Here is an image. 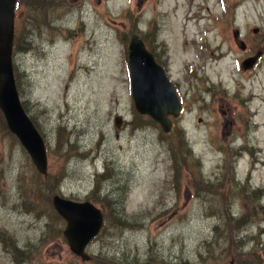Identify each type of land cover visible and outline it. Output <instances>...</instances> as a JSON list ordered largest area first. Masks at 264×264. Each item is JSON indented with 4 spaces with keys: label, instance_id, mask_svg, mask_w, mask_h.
<instances>
[{
    "label": "rangeland",
    "instance_id": "obj_1",
    "mask_svg": "<svg viewBox=\"0 0 264 264\" xmlns=\"http://www.w3.org/2000/svg\"><path fill=\"white\" fill-rule=\"evenodd\" d=\"M44 1L15 9L13 65L47 175L0 112V264H264V0ZM134 33L181 100L169 132L134 108ZM54 194L97 201L87 259Z\"/></svg>",
    "mask_w": 264,
    "mask_h": 264
},
{
    "label": "water",
    "instance_id": "obj_2",
    "mask_svg": "<svg viewBox=\"0 0 264 264\" xmlns=\"http://www.w3.org/2000/svg\"><path fill=\"white\" fill-rule=\"evenodd\" d=\"M15 5L16 0H0V111L9 131L25 148L36 170L45 176L47 174L45 144L21 103L14 78L12 53ZM256 31L254 29V32ZM238 45L241 49L245 48L242 40L238 41ZM127 55L135 110L141 115H148L160 124L164 132H169L172 126L171 116L178 117L181 110L180 99L174 85L168 79L162 65L136 33L129 39ZM259 56L260 52H257L244 60L243 67L253 66ZM115 123L116 126L119 125V118ZM52 205L66 221L63 234L69 249L87 259L84 249L102 226L101 210L89 201H75L57 194L52 197Z\"/></svg>",
    "mask_w": 264,
    "mask_h": 264
},
{
    "label": "trees",
    "instance_id": "obj_3",
    "mask_svg": "<svg viewBox=\"0 0 264 264\" xmlns=\"http://www.w3.org/2000/svg\"><path fill=\"white\" fill-rule=\"evenodd\" d=\"M28 1H30L31 3H33V4H35V6L36 7H39V5L40 4H42L43 2H45L44 0H39V1H33V0H28ZM21 5V0H17V2H16V8H18L19 6ZM15 8V9H16ZM147 46H148V44H147ZM148 48H149V46H148ZM150 49V48H149ZM150 51H151V49H150ZM151 52H153V51H151ZM154 53V52H153ZM155 54V53H154ZM14 75H15V80H16V85H17V89H18V91H19V87H18V83H17V75H16V73H15V71H14ZM19 96H21L20 95V92H19ZM21 103H22V105H23V107L25 108V110L26 111H28V108H27V104L25 103V102H22L21 101ZM1 112V111H0ZM2 113V112H1ZM1 113H0V117H1ZM3 115V114H2ZM4 117V116H3ZM31 119H32V121H33V123L35 124V121H34V119H33V117H31ZM1 120V119H0ZM5 120V119H4ZM6 123V122H5ZM7 126V125H6ZM36 126V125H35ZM8 128V127H7ZM9 130V129H8ZM10 132V131H9ZM14 135V134H13ZM15 136V135H14ZM16 137V136H15ZM47 175V174H46ZM91 202V201H90ZM95 202V203H94ZM92 201V203L93 204H95V205H97V201ZM105 211H106V209H105ZM107 211L109 212V210L107 209ZM107 211L104 213L105 214V217L107 216ZM104 217V216H103ZM102 227H103V224H102ZM102 227H101V229H100V231L98 232V234L93 238V239H95L99 234H101L102 232ZM101 232V233H100ZM92 239V240H93ZM91 240V241H92Z\"/></svg>",
    "mask_w": 264,
    "mask_h": 264
}]
</instances>
